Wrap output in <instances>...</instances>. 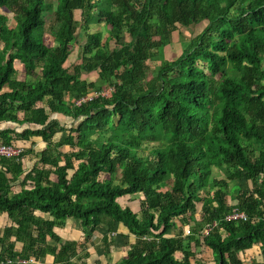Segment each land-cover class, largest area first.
I'll use <instances>...</instances> for the list:
<instances>
[{"label": "trees", "instance_id": "trees-1", "mask_svg": "<svg viewBox=\"0 0 264 264\" xmlns=\"http://www.w3.org/2000/svg\"><path fill=\"white\" fill-rule=\"evenodd\" d=\"M13 2L0 0V10L14 8L17 16L13 29L0 15V124L43 129L3 131L0 143L41 138L47 149L38 154L42 167L25 176L30 189L18 195L11 188L23 163L1 162L0 212L14 225L2 229L0 261L50 254L54 264H88V245L101 228L106 254L110 246L130 248L116 262L109 254L107 264H246L243 255L255 246L264 258V0ZM48 2L57 7L46 33ZM76 12L85 41L72 72L65 64L78 38ZM100 20L104 41L93 26ZM202 21L208 25L151 76L148 62L164 46L155 38ZM17 62L26 81L18 79ZM83 73H97L96 83ZM103 86L114 87L109 98L75 108ZM53 114L71 120L70 128ZM243 180L252 189L228 204L229 190ZM132 195L141 197L138 210L119 203ZM236 209L248 220L225 219ZM68 219L79 222L83 241L55 232ZM190 222L197 237L190 229L183 236ZM121 225L127 236L118 242L110 235ZM199 246L210 261L193 251Z\"/></svg>", "mask_w": 264, "mask_h": 264}, {"label": "crops", "instance_id": "crops-1", "mask_svg": "<svg viewBox=\"0 0 264 264\" xmlns=\"http://www.w3.org/2000/svg\"><path fill=\"white\" fill-rule=\"evenodd\" d=\"M15 65H16V68L18 70V79L21 81H26L27 75H26L25 70H24V73L22 75H20L19 74L20 70L17 67V63ZM19 65H20V67L23 66L20 63H19ZM23 69H24V67H23ZM36 78H38V77H36ZM4 93H6V90L3 91V94ZM19 118H20V120H22L23 115L20 114ZM51 120L52 121H59L63 125V120H69V119H64L63 117L58 116L57 114H53V115H51ZM42 129H43V127L37 126V125L21 126V125L12 124V123L0 124V132L12 131V132L19 134V135L24 133L25 131H38V130H42ZM60 138H61V135H57L55 138V143H58L61 140ZM12 143H13L12 145L23 147L25 150L24 160L22 162L24 174L22 176H20L17 180H15V182L13 183V186L11 188V194L13 196V195H18V194L22 193L25 189H30L29 183L27 184V186H25V184H26L25 183V176L32 170V168L42 167L40 159L38 158V154L43 152L44 150H46L47 145L43 142V140L41 138H31L28 142L14 140V141H12ZM65 151H67V150H65ZM9 176L11 177V175H9ZM52 180H53V182H56L57 178L55 175L52 176ZM140 198H141L140 195L126 196V197L120 199L122 201L120 205L122 207H129L131 210H138L139 204H140ZM199 213H197L194 216L195 221H198ZM36 215L37 216L41 215L43 217H47L44 214H37L36 213ZM193 223L190 222V224H193ZM13 225L14 224H13L12 220H10L5 214H2L0 212V236L4 233V230H2V229H4L5 227H11ZM176 228L177 229L171 230L169 232L168 236H170V237L175 236V233L177 232V230L179 228H181V226H179V224H178V226ZM103 230L104 229L101 228L98 231H96L94 236H93V241L88 245V249H87V251L89 253V257L87 258L88 264H97L98 262H102L103 264H107L110 256L112 257L113 261L116 262L121 258H125L127 256L128 251L130 250L129 245L128 246L127 245H123V246L120 245L117 248H115L114 246H110V250H109L110 253L106 254V248H105V246H103V243H102L104 233H105ZM55 232L57 234L61 235V239L63 241L81 242V241H83V239L85 237V234L83 233V231L80 230L79 222H77L73 219H68L65 227L55 228ZM120 234H123V235L127 234V232L124 230L122 225L120 227H118V232H114L110 236L112 238L113 237L115 238V237L120 236ZM120 237L121 238H119L117 240L118 242L123 241V237L122 236H120ZM129 240L132 244L136 243V239L129 238ZM12 241H15V239L13 238ZM58 246H60V244ZM22 248H23V245H21V244L17 245V249L19 251L22 250ZM258 250H259V252H258ZM193 251H195L196 253L203 251V254H204V251H206V250L203 248V246L202 247L199 246L196 250H193ZM109 254H110V256H109ZM204 255L207 256L208 260L210 261L208 254H204ZM199 256H201V255H197V258H199ZM176 257L178 259H180L181 254H176ZM243 257H244L246 264H259V263H263V261H264V258L262 256V252H261V248L259 246H255L253 249L248 250L246 252V254L243 255ZM54 262H55V256L49 254L45 258L39 260L38 264H54ZM79 262H81V261H79Z\"/></svg>", "mask_w": 264, "mask_h": 264}, {"label": "rangeland", "instance_id": "rangeland-1", "mask_svg": "<svg viewBox=\"0 0 264 264\" xmlns=\"http://www.w3.org/2000/svg\"><path fill=\"white\" fill-rule=\"evenodd\" d=\"M14 1L19 2L20 0H14ZM15 2H13V4H15ZM240 3H238L237 7L240 6ZM246 4L247 3H244L245 7H246ZM48 5L50 6V9H49L50 15L47 18L46 33L49 32L48 31V27H49L48 24L51 23V21L53 19V15H54V13L56 11V7H57L56 3H54V2H48ZM239 8H241V7H239ZM0 15L7 18L8 27L13 28V29L17 28V23H16L17 16L14 12V8L11 11H8L6 9L0 10ZM75 19L79 23L78 38L75 42L72 43V45H71L72 46V54H71L69 60L67 61V63L65 64V67L69 68V69L71 68L72 72H73V67L75 65H78L81 63V60L79 58V50L85 41L84 32L80 27V24H81V13L80 12L75 13ZM207 25H208V21H202L196 25H191L189 27H181V26L177 25L172 30V32L169 36L168 35L166 36V34L163 33L159 37H156L155 38L156 40L162 39V41L164 42V46L162 47V49L160 51H158V54L154 57V59H152V61L148 62V66L151 70V76H154L156 74V72L158 71V68L161 66L162 61H173L175 58H177L180 55V53L182 52V50L184 49V47L191 40H193ZM93 26L95 29L102 31L103 30V20H100L99 22L95 23ZM162 32H165V31L162 29ZM102 34H103L102 41H104L107 37V32L102 31ZM44 39H45V42L48 46H51L53 44V39L51 36L44 34ZM126 40L128 41L127 38H126ZM111 46H112V48H114L113 46H115V45L113 43H111ZM17 67L20 70L19 74L22 75L24 73L23 66L20 67L19 62H17ZM82 78L86 79L88 81V83H96L98 76H97V73H93V74L83 73ZM103 88H104V86H103ZM71 123H72L71 120H63V125H67L69 128L71 126ZM24 153H25V150H24ZM3 160H1V162ZM1 162H0V166H1ZM104 176L106 177V175H104ZM214 176L223 177V175L220 174L216 170H215ZM251 189H252V183L251 182H245V180H243L242 183H238V185L236 184L235 187H233L231 190H229V195L226 197L225 200L228 204L237 205L238 204L237 197L240 194V191L241 190L247 191V190H251ZM121 202L122 201L119 200L120 204H121ZM197 210H198V212L200 211L199 206L197 207ZM186 229H190L192 231L194 229V225L192 224L189 228L185 227L183 229V232H185ZM192 234L197 237L196 232L192 231ZM258 252H259V250H258ZM6 260H11V259H6Z\"/></svg>", "mask_w": 264, "mask_h": 264}, {"label": "built area", "instance_id": "built-area-1", "mask_svg": "<svg viewBox=\"0 0 264 264\" xmlns=\"http://www.w3.org/2000/svg\"><path fill=\"white\" fill-rule=\"evenodd\" d=\"M114 92V87H105L103 90L101 91H93L90 94H88L87 96L74 101L73 104L75 106V108H81L91 102H93L94 100H99V99H107L109 98ZM14 160L17 162H23L24 160V149L22 147L19 146H15V145H7V144H3L0 143V162L1 160ZM226 220H244L247 221L248 218L246 216V214L244 212L239 211L238 209H236L235 211H232L231 214H229L228 216H226L225 218ZM215 226V224H213L212 226H206L204 227V229H202L200 231V235L201 236H206L208 235V233L210 232V230ZM188 227V226H187ZM190 230L186 229L185 232H183V236H190ZM38 264L37 260H34V258H30L28 260H21V259H15V260H5V261H0V264Z\"/></svg>", "mask_w": 264, "mask_h": 264}]
</instances>
